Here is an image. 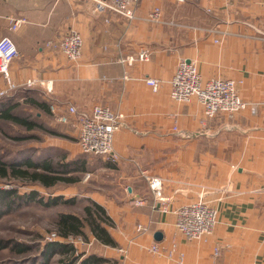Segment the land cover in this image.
<instances>
[{
    "label": "crops",
    "instance_id": "crops-1",
    "mask_svg": "<svg viewBox=\"0 0 264 264\" xmlns=\"http://www.w3.org/2000/svg\"><path fill=\"white\" fill-rule=\"evenodd\" d=\"M103 1L0 0V36L17 47L9 76L19 88L29 80L51 83L46 94L39 85L24 89L40 91L60 109L89 113L99 105L124 116L113 138L118 159L85 160L92 191L83 197L102 206L114 224L109 233L117 247L105 258L116 264H175L176 257L164 251L175 243L184 264H264V0H141L131 22L97 12L96 3ZM157 7L162 22H148ZM18 19L25 23L9 30ZM71 30L83 44L76 64L45 45ZM142 48L150 52L148 61L118 63V57ZM183 60L196 64L204 82L233 80L249 107L203 125L195 99H170V81ZM146 77L160 82L157 93ZM144 174L162 179L163 201L156 209ZM137 199L141 206L133 205ZM199 200L217 210L218 223L207 241L188 242L175 230L174 212ZM138 225L146 231L137 232ZM154 244L158 254L149 250ZM215 247L221 252L217 258Z\"/></svg>",
    "mask_w": 264,
    "mask_h": 264
},
{
    "label": "built area",
    "instance_id": "built-area-1",
    "mask_svg": "<svg viewBox=\"0 0 264 264\" xmlns=\"http://www.w3.org/2000/svg\"><path fill=\"white\" fill-rule=\"evenodd\" d=\"M141 0H107L97 2L95 10L97 12L111 11L116 15L133 21L136 18L137 8ZM178 4H183L189 0H175ZM146 20L157 24L161 21V10L157 7L150 12ZM25 21L22 19L11 20L9 30L15 31ZM46 47L53 51H59L64 58L72 64L79 61L82 52V38L76 31H69L55 42H47ZM150 52L142 48L135 54H128L125 57H118V63L122 67L132 66L149 60ZM18 57L17 47L7 36H0V78L5 83V89L0 91V98L7 96L19 89L9 76V68L12 61ZM127 76L123 79L126 80ZM146 85L157 93L160 82L152 78H144ZM43 86L48 91L51 83L44 84L36 80L26 81L23 87L29 89L33 86ZM170 99L177 103H188L195 99L203 110L202 124H206L209 119L216 115L233 116L246 110L249 105L240 99L237 84L230 79H209L204 82L199 74L194 62L181 61L175 69L174 76L170 81ZM89 113L79 112L72 106L62 109L50 105L49 110L57 123L70 124L75 130L76 140L82 154L89 156H100L107 160L116 161L118 159L113 149V138L117 131L124 127V116L121 113L112 111L106 107L94 105ZM177 128L173 131L176 132ZM90 174H87V178ZM146 181L147 187L152 197L153 209L160 206L163 201L162 179L148 174L142 176ZM142 201L137 199L133 205L141 206ZM174 227L178 234L188 242L207 241L218 223L217 210L210 207L202 200L189 205H184L174 212ZM137 232H145L146 229L138 225ZM55 234H51L49 240L56 241ZM150 252L158 254L159 246L154 244L150 247ZM126 255V251L119 250ZM167 256L172 259L176 257L175 264H184V254L177 253V245L172 243L169 248L164 250ZM214 257L217 258L221 252L215 247Z\"/></svg>",
    "mask_w": 264,
    "mask_h": 264
},
{
    "label": "rangeland",
    "instance_id": "rangeland-1",
    "mask_svg": "<svg viewBox=\"0 0 264 264\" xmlns=\"http://www.w3.org/2000/svg\"><path fill=\"white\" fill-rule=\"evenodd\" d=\"M43 92L46 94V89L43 87ZM41 97L43 94L39 91ZM15 95L19 93L15 92ZM45 99V98H43ZM21 105V111L28 115L38 114L37 110L25 106L24 100H18ZM41 117V123L47 127L49 131L55 132L56 135H51L48 132L44 133L39 130L31 131L30 134H34L35 138H28L26 136L30 135L25 132L24 129L13 126L11 124H5L0 122V163L9 164L13 159L25 155L27 152L29 156L35 158L41 151L44 155L52 161L55 168L61 163L69 162L72 159L82 158L89 161L96 160L98 156H89L80 153L78 150L76 142L75 130L70 125H60L57 123V118L53 115H39ZM58 135V136H57ZM24 136V137H23ZM16 137H20L16 139ZM23 137V138H21ZM30 137V136H29ZM49 145V146H48ZM26 152V153H25ZM79 152V153H77ZM17 155H19L17 157ZM78 156V157H76ZM28 157V156H27ZM73 157V158H72ZM89 158V159H88ZM86 161V162H87ZM95 162V161H92ZM89 163V162H88ZM95 164V163H92ZM87 171L85 173H80V175L72 177H80L81 182L77 184H63L56 181L54 186L48 187V189L43 188L39 183L31 181L29 176L22 179L21 176H15L12 178H1L0 177V190L16 191L19 195L28 194L32 191L39 192L40 196L47 199L50 195L61 196L59 192L67 189L69 193H75V197H70L69 195H64L65 198H75V205L57 206L43 208L37 203L32 204L21 203L18 199L8 200L0 202L1 209L5 210L7 213L0 217V264H33V256H36L37 250L40 245L49 242V237L51 234H55L58 240H62V243H69L73 245L77 254L83 255H97L105 258L107 250L109 247H105L99 242H97L93 236L90 234L88 229H85L86 238L67 236L65 239H61L58 236L57 230V218L60 214L73 213L81 216L83 206L88 203V199L83 197L85 193L92 191L91 181L92 176L89 172L90 164H87ZM0 169H5L7 173L13 174L9 167L6 165L3 167L0 165ZM58 169V168H57ZM87 174L90 176L87 178ZM66 188V189H65ZM69 188V189H68ZM72 188H75L73 191ZM3 200V199H2ZM7 202L9 206L5 207ZM9 243L12 244H24L28 247V251L24 254H16L9 248H3V246H8ZM121 254V252H118ZM123 255V254H121ZM58 256L54 257L51 264H57ZM108 264H116L117 261L109 259Z\"/></svg>",
    "mask_w": 264,
    "mask_h": 264
},
{
    "label": "trees",
    "instance_id": "trees-1",
    "mask_svg": "<svg viewBox=\"0 0 264 264\" xmlns=\"http://www.w3.org/2000/svg\"><path fill=\"white\" fill-rule=\"evenodd\" d=\"M19 93V95H15ZM40 94L27 91L24 88H19L13 93L0 98V122L5 124L15 125L25 130L26 133L30 134L31 131L39 130L44 133L48 132L51 135H56L55 132L49 131L40 121L39 115H51L49 110L50 102L43 99ZM24 100L25 106L30 109L38 111L35 116L28 115L21 111V105L18 100ZM34 134H30L26 137L35 138ZM30 136V137H29ZM58 136V135H57ZM24 137V136H23ZM21 137V138H23ZM20 137H16L19 139ZM41 151L35 158L30 157L28 152L13 159L9 164H6L13 174L7 173L5 169H0L1 178H12L19 175L29 176L33 182L39 183L43 188L54 186L56 183L55 179L73 181L77 180V177H72L70 174L74 172H85L86 161L82 158L61 163L60 165H53L52 161L44 155ZM28 156V157H27ZM3 167L5 164L0 163ZM70 175V176H69ZM16 176V177H17ZM3 199V200H2ZM8 200L18 199L21 203L32 204L37 203L43 208L57 207V206H68L75 205V198H65L63 196H52L50 195L47 199L40 196L39 192L32 191L28 194L19 195L16 191H3L0 190V202ZM9 206L7 202L5 207ZM7 212L0 207V217L5 215ZM114 228L113 222L109 220L106 212L102 206L93 203L88 200V203L83 206L81 216L73 213L60 214L57 218V230L58 236L61 239H65L67 236L86 238L85 229H88L93 238L105 247L114 249L117 247V243L111 237L109 230ZM3 248H9L16 254H24L28 251V247L24 244H12L3 246ZM58 256L57 264H108V259L97 256V255H83L77 254L73 245L69 243H62V240L49 241L39 246L36 256H33V264H51L54 257Z\"/></svg>",
    "mask_w": 264,
    "mask_h": 264
},
{
    "label": "water",
    "instance_id": "water-1",
    "mask_svg": "<svg viewBox=\"0 0 264 264\" xmlns=\"http://www.w3.org/2000/svg\"><path fill=\"white\" fill-rule=\"evenodd\" d=\"M153 237H154L155 241H157V242H161L163 240L161 233H158V232L154 233Z\"/></svg>",
    "mask_w": 264,
    "mask_h": 264
}]
</instances>
